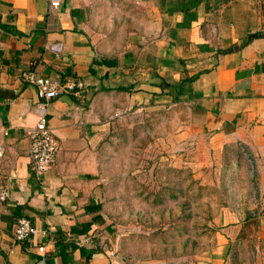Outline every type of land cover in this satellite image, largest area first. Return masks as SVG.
Returning <instances> with one entry per match:
<instances>
[{"label": "crops", "instance_id": "0c3cea01", "mask_svg": "<svg viewBox=\"0 0 264 264\" xmlns=\"http://www.w3.org/2000/svg\"><path fill=\"white\" fill-rule=\"evenodd\" d=\"M27 70L81 85L48 103L57 153L40 180L27 156L37 115ZM149 112L169 122L176 150L241 152L251 200L221 211L205 264H264V0H0V264H129L104 169L119 127L133 132ZM18 218L36 229L23 242Z\"/></svg>", "mask_w": 264, "mask_h": 264}, {"label": "rangeland", "instance_id": "374dc122", "mask_svg": "<svg viewBox=\"0 0 264 264\" xmlns=\"http://www.w3.org/2000/svg\"><path fill=\"white\" fill-rule=\"evenodd\" d=\"M164 123L149 112L131 133L120 126L122 144L105 163L104 208L118 228L117 253L129 264H205L221 211L251 200L248 166L232 146L176 150ZM159 125L161 135L153 132Z\"/></svg>", "mask_w": 264, "mask_h": 264}, {"label": "built area", "instance_id": "2783aa9c", "mask_svg": "<svg viewBox=\"0 0 264 264\" xmlns=\"http://www.w3.org/2000/svg\"><path fill=\"white\" fill-rule=\"evenodd\" d=\"M51 7H56L57 2H50ZM52 51H57V47H51ZM21 80L35 89L36 96V121L32 128L26 131L28 142V164L31 175L40 180L43 174L53 165L57 153L56 143L47 128L45 115L48 103L59 94L70 92L78 95L81 85L72 81L48 80L38 77L34 71L27 70L20 75ZM5 131L0 127V157L3 153L1 138ZM8 192L3 185H0V202L7 200ZM35 227L25 218H18L13 229V239L16 242H23L35 234ZM39 253L43 252V247L37 248Z\"/></svg>", "mask_w": 264, "mask_h": 264}]
</instances>
